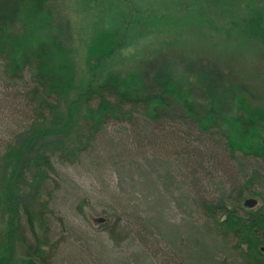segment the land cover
Here are the masks:
<instances>
[{
    "label": "trees",
    "instance_id": "1",
    "mask_svg": "<svg viewBox=\"0 0 264 264\" xmlns=\"http://www.w3.org/2000/svg\"><path fill=\"white\" fill-rule=\"evenodd\" d=\"M47 1L0 0V79L9 90L5 98L18 103L10 119L0 120L5 121L0 123V264L12 262L15 240L23 246L20 264H49L57 255L48 178L59 164L86 161L110 125L122 126L131 147L155 156L163 185L173 186L177 177L169 168L170 155L190 178L204 177L209 195L194 185L201 197L191 205L221 233L230 264H264V208L243 205L252 195L264 201L252 191L264 186V108L247 106L238 87L220 83L218 66L205 60L192 64L162 52L129 72L109 69L101 76L108 59L125 46L128 27L96 36L87 55L89 80L80 89L77 63L62 32L52 26ZM156 1L138 23L141 33L207 28L209 34L264 46V0ZM170 143L174 152L168 151ZM111 158L108 162L115 161ZM244 159L258 163L247 175L241 162L233 163ZM232 171L244 172L238 178ZM215 175L223 179L216 181ZM28 197L38 202L37 210L25 202ZM144 222L142 234L155 236L152 222ZM196 240L198 253L192 257L200 264L213 247H204L202 236ZM149 260L142 251L129 257L130 264H152Z\"/></svg>",
    "mask_w": 264,
    "mask_h": 264
},
{
    "label": "rangeland",
    "instance_id": "2",
    "mask_svg": "<svg viewBox=\"0 0 264 264\" xmlns=\"http://www.w3.org/2000/svg\"><path fill=\"white\" fill-rule=\"evenodd\" d=\"M156 4V0H48L45 3L44 9L51 15L53 28L62 32L66 51L73 53L77 63L76 83L80 89L85 88L89 80L87 55L96 36L106 30L128 27L125 46L108 59L101 76L109 69L118 74L129 72L140 61L155 60L162 52L164 57H180V61L185 58L192 64L205 60L209 65L218 66L220 83L238 87L247 106L264 108V46L241 39L235 42L215 32L209 34L207 28L159 31L156 28L141 33L139 21L144 14L148 17ZM121 16L126 17L123 23ZM7 92L0 79V120L10 119L18 104L5 98ZM124 136L122 126H108L93 144L94 150L86 161L78 165L59 164L56 174L49 176L47 184L53 190L51 208L54 212L52 244L57 250L49 264H130L129 257L138 251L152 264H197L192 256L198 253L194 246L201 236L204 247H213V251L198 263L230 264L232 260L223 251L221 233L208 223L205 212L191 205L192 200L200 196L194 185L206 190L203 194L208 196L210 183L201 175L195 180L190 178L189 170L178 162V157L173 159L170 155L169 168L177 177L173 186L163 185L162 165L153 162L155 156L146 150L137 151L135 146L126 143ZM169 146L168 151L174 152L175 145L170 143ZM111 157L115 161L108 162ZM240 162L246 175L258 166L254 159L233 161L237 165ZM223 166L230 174V164ZM147 172L149 179L145 176ZM232 172H236L238 178L242 174ZM213 178L223 179L217 175ZM253 190L264 195V186L256 185ZM252 197L258 203L254 210L263 209L264 201L254 195L247 198ZM25 202L36 210L39 208L33 198L28 197ZM93 219L105 221L96 224ZM144 221L152 222L155 236L142 234L140 227ZM14 245L10 264H20L23 246L17 240Z\"/></svg>",
    "mask_w": 264,
    "mask_h": 264
},
{
    "label": "water",
    "instance_id": "3",
    "mask_svg": "<svg viewBox=\"0 0 264 264\" xmlns=\"http://www.w3.org/2000/svg\"><path fill=\"white\" fill-rule=\"evenodd\" d=\"M243 203H244L243 204L244 207L247 208V209H253L258 204L257 201L254 198H252V199H246V200L243 201ZM93 220H94V222L96 224H103L104 221H105L103 219H93Z\"/></svg>",
    "mask_w": 264,
    "mask_h": 264
}]
</instances>
